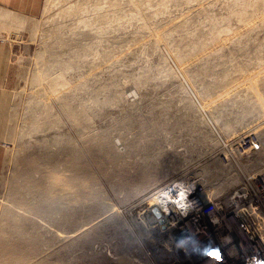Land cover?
<instances>
[{"label":"rangeland","instance_id":"374dc122","mask_svg":"<svg viewBox=\"0 0 264 264\" xmlns=\"http://www.w3.org/2000/svg\"><path fill=\"white\" fill-rule=\"evenodd\" d=\"M80 32L90 34L84 37ZM17 36L16 42L22 43L16 45L12 61H6L13 65L12 76L6 87H0L4 91L0 93V232L10 237L8 225L14 216L21 218L19 224L13 223L25 234L39 236V251L24 264L169 261L170 254L159 246L162 239L148 228L152 226L145 215L148 207L140 204L155 192L154 187L123 202L122 190L111 188L120 184L118 178L101 176L109 165L94 161H103L98 147L101 137H110L114 153L122 157L128 156L127 142L132 143L135 149L124 159L131 161L127 169L135 170L138 162L157 157L160 164L147 168L162 170L175 164L179 170L166 183L183 176L201 178V170L209 166L238 173L239 184L240 178L246 183L264 170V6L260 0H45L42 15L27 19ZM60 39L67 45L60 46ZM83 45L85 50H74ZM50 50L71 63L76 60L64 75L66 90L60 86L58 95L75 107L84 103L90 121H69L49 87V74L48 80L35 82L51 62L48 56L43 61L37 55ZM59 69L54 64L51 73ZM50 109L60 124L48 130L47 122L54 118ZM33 122L43 124V129L29 135ZM61 135L75 143L81 157L93 158L90 169L110 206L98 208L91 223L48 219L43 213L33 229L24 208L40 192L31 189L29 195L22 194L19 172L31 168L24 167V161L42 164L43 143ZM249 135H257L260 149L248 155L237 153V144ZM140 142L144 146L137 147ZM31 175L40 181V173ZM17 189L24 206L13 210ZM37 207L45 208L38 202ZM1 262L5 261L0 257Z\"/></svg>","mask_w":264,"mask_h":264},{"label":"bare ground","instance_id":"6f19581e","mask_svg":"<svg viewBox=\"0 0 264 264\" xmlns=\"http://www.w3.org/2000/svg\"><path fill=\"white\" fill-rule=\"evenodd\" d=\"M260 3L262 4V6H264V0H260ZM79 34H82L85 37L86 35H89L90 32H80ZM58 44L60 46L67 45L65 40L62 39L59 40ZM73 47L75 48L76 46ZM85 47L87 46H77V48L74 50L82 51L85 50ZM88 51L89 50H87V52ZM46 56H48L49 60L51 61L50 65L46 70H42L38 74L39 76L37 75L35 77V82H37L41 78H47V75L49 74V87L50 89H52L51 91L55 93L54 96L60 102L63 112L70 119L69 121H71L72 124H76L79 121H85V123L90 121V114H88L89 111H87V107L84 103H80L75 107L70 105V102L68 103V101H66L67 99L64 100L63 97H60V95H58L59 91L62 90L59 89V87L61 86L63 88V86L65 87V84L68 83L64 76L65 73H67L68 70L72 69L75 66L76 60L71 59V63L66 58L56 55L52 50L47 52L42 51L40 52V54L38 53L37 58L44 61V57ZM80 60H82L81 57L78 58V61ZM54 64L59 65L60 69L56 74L53 75L51 73V70L52 65ZM65 90L66 89H64V91ZM46 97L48 98V95ZM51 97L52 99L55 98L53 96ZM94 104H97L96 100L94 101ZM50 115H52L54 118H51L49 122H47V129L49 128L48 130L55 129L60 124V121L57 119V117H55V114H53L52 109H50ZM30 125L31 126L29 131L26 132L29 133V135L37 130L43 129V124L41 125L33 122ZM89 133L90 132H88V134ZM101 138L103 139H100L101 141L99 142L98 147L100 152L103 154V161H100L99 159H96L94 161L97 163L103 162L110 167V170L105 174L101 173V176H103L107 180H109L112 176L118 178L120 184L117 186H111V188L115 189L117 187V189L119 188L122 190L124 196L121 198V200L123 202L129 201L132 197L138 196L154 187L153 190L155 192H153V194L149 195L147 198L144 197L145 199L143 198L144 200L140 202V204H145L148 207H146L147 211L144 210L145 212H147V214L145 215H153V208H159V204L157 205L156 201L162 197L165 198L163 195V191L156 190L161 185V182L165 184L166 182L164 180L172 174L176 173L179 168L175 164L170 165L162 170L155 168L153 170L152 168H147L152 165L156 166L160 164L159 162H157V160H155L158 158L157 157L155 159L153 158L152 161L145 160L142 162H138V168L135 170H130L129 167L127 169V164L131 163V161L125 162L124 159L125 157L130 158L131 153H133L135 147L132 148V143L127 142V148H129L130 150L126 152V155L128 156L122 157L120 156V154L117 155L116 153H114L115 143L110 137L105 136ZM74 144H72V142L68 138H65L62 135L55 137L53 138V140H47L46 144L43 143V146L46 147V154L45 157L40 159L43 162L42 164L33 162L35 160L24 161V167L30 166L33 170L29 167L32 170L31 172L29 171L30 169H22L19 172L22 181L24 182L23 191L25 192H23L22 194L29 195V190L31 189L38 190V192H40V196L38 197V199L32 198L33 201L24 208L25 213L27 214L26 220L30 222L32 228L36 226L37 216L43 213L48 219L59 217L61 219L64 218V220L68 223H77L79 220H85L88 223H91V220L95 217V212L98 210V208L105 209L110 206V204L107 203L108 199L107 196H105L106 194L101 190L100 183L90 169V165H92L93 163V158L89 156L88 157L90 159H86L83 156L81 157L74 147ZM144 144V142H140L138 143L137 147L144 146ZM209 167H204L203 170H201V179L200 181H198L200 196L205 202L221 200L225 197L223 196V194H226L229 189L236 188L237 190H235L234 192H237L239 191L238 189L240 187H243L248 183H245V180L243 178H240L239 184V182H237L238 173H233L232 170L228 171L227 167V170L226 168L224 169L226 170L225 172L222 170H212V167ZM32 172L41 174L40 181H35L33 179L34 176L31 175ZM184 178L187 180L189 177L183 176L181 177V180H183ZM166 180L168 181V179ZM19 192L20 189L13 191V210L20 209L24 206L22 196H17ZM35 200L41 205L44 204L45 208L43 210L39 209L37 207V202L35 203ZM160 213L165 214L167 213V211H165L164 209H160ZM12 219L13 220H10L12 221L11 225H8V229L10 228V230H12V234H10V237H7L4 232H0V257L2 258V261H5L1 262L0 264H24L25 262H28L30 258H32V256L30 257V254L33 255L39 251V236L34 234L28 235V233L25 234L24 230L21 229V227L19 228L16 223H13L17 222L19 224L21 218L15 220V217L13 216ZM33 229H35V227ZM168 253L170 254V251H168Z\"/></svg>","mask_w":264,"mask_h":264},{"label":"built area","instance_id":"2783aa9c","mask_svg":"<svg viewBox=\"0 0 264 264\" xmlns=\"http://www.w3.org/2000/svg\"><path fill=\"white\" fill-rule=\"evenodd\" d=\"M259 149L257 135H249L237 144L236 152L248 155ZM190 178L175 179L160 186L157 191H163L165 198L159 199V209L166 208L167 213H161L160 220L154 215L147 216L152 221L148 228L162 239L159 246L166 247L167 253L170 251L166 264H253L252 257L264 261V170L239 191H231L218 201H203L198 186L201 178L195 175ZM181 190L185 193V209L174 202ZM183 211L188 215H182ZM184 231L195 232L205 243L211 241L212 247L219 249L221 259L178 251L172 238Z\"/></svg>","mask_w":264,"mask_h":264},{"label":"crops","instance_id":"0c3cea01","mask_svg":"<svg viewBox=\"0 0 264 264\" xmlns=\"http://www.w3.org/2000/svg\"><path fill=\"white\" fill-rule=\"evenodd\" d=\"M44 3L45 0H0V87H6L12 76L13 65L6 61H12L16 45L22 43L16 42L17 34L26 27L27 19L42 15ZM29 29L31 31V26Z\"/></svg>","mask_w":264,"mask_h":264},{"label":"clouds","instance_id":"9594fccd","mask_svg":"<svg viewBox=\"0 0 264 264\" xmlns=\"http://www.w3.org/2000/svg\"><path fill=\"white\" fill-rule=\"evenodd\" d=\"M185 200V193L183 190L179 192V197L175 203H177L180 209H185L186 205L183 203ZM157 204H160V201H156ZM153 215L158 219H162L160 209L153 208ZM165 211L167 209L165 208ZM182 215H188L187 211H183ZM174 247L178 251H184L186 255H198L201 257H212L215 260L219 261L221 259L220 252L218 248L212 247V242L208 241L207 243L198 239V236L195 232L184 231L179 236H174L173 238ZM230 239V238H228ZM253 264H264V261L259 260L256 257H252Z\"/></svg>","mask_w":264,"mask_h":264}]
</instances>
